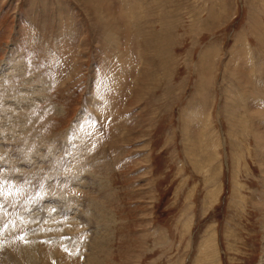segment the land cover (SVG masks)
<instances>
[{"label": "rangeland", "instance_id": "rangeland-1", "mask_svg": "<svg viewBox=\"0 0 264 264\" xmlns=\"http://www.w3.org/2000/svg\"><path fill=\"white\" fill-rule=\"evenodd\" d=\"M0 205V264H259L264 0H0Z\"/></svg>", "mask_w": 264, "mask_h": 264}, {"label": "bare ground", "instance_id": "bare-ground-1", "mask_svg": "<svg viewBox=\"0 0 264 264\" xmlns=\"http://www.w3.org/2000/svg\"><path fill=\"white\" fill-rule=\"evenodd\" d=\"M33 244V243H32ZM35 245V244H34ZM4 245H2L1 247H3ZM32 246V245H31ZM19 247V246H18ZM33 247V246H32ZM99 247V246H98ZM23 249L21 250V253L22 254H26V253H28V249H31V247H22ZM65 249V248H64ZM0 250H2V249H0ZM36 250V249H35ZM70 251V250H69ZM53 252V251H52ZM51 252V253H52ZM43 254H44V252H43ZM47 254V253H46ZM45 256V255H44ZM259 264H264V258H262L261 259V261H259Z\"/></svg>", "mask_w": 264, "mask_h": 264}, {"label": "snow or ice", "instance_id": "snow-or-ice-1", "mask_svg": "<svg viewBox=\"0 0 264 264\" xmlns=\"http://www.w3.org/2000/svg\"><path fill=\"white\" fill-rule=\"evenodd\" d=\"M3 207V205H0V208H2Z\"/></svg>", "mask_w": 264, "mask_h": 264}]
</instances>
